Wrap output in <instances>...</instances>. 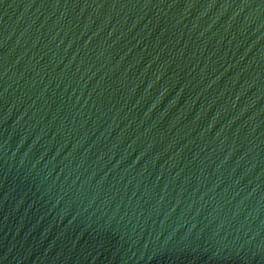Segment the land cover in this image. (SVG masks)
<instances>
[{
  "label": "water",
  "instance_id": "1",
  "mask_svg": "<svg viewBox=\"0 0 264 264\" xmlns=\"http://www.w3.org/2000/svg\"><path fill=\"white\" fill-rule=\"evenodd\" d=\"M0 264H264V0H0Z\"/></svg>",
  "mask_w": 264,
  "mask_h": 264
}]
</instances>
